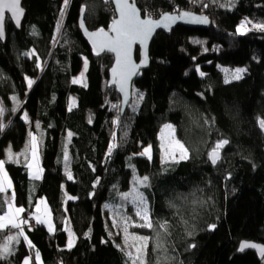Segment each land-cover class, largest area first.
Instances as JSON below:
<instances>
[{
	"label": "trees",
	"instance_id": "obj_1",
	"mask_svg": "<svg viewBox=\"0 0 264 264\" xmlns=\"http://www.w3.org/2000/svg\"><path fill=\"white\" fill-rule=\"evenodd\" d=\"M137 4L144 16L191 11L209 17L212 26L158 33L151 65L135 80L124 116L119 95L109 87L114 57L94 55L79 28L84 9L90 30L108 29L115 18L110 0H68L66 6L64 0H23L27 14L21 29L7 18V38L0 39V99L8 124L0 135V160L8 147H24L30 128L39 135L44 177L35 183L33 199L26 165L8 162L7 169L24 218L37 199L45 198L55 229L44 222L27 227L28 239L21 238L0 264H23L26 258L36 264L37 252L42 264H128L110 234L105 206L131 190L135 172L149 178L141 189L154 224L169 223L160 239L168 249L166 259L157 263L150 243L146 264H264L255 252L240 251L244 241L264 244V30L237 32L244 20L264 24V0ZM84 59L89 62L86 86L73 83ZM221 67L246 72L226 83ZM28 79L34 82L31 88ZM15 97L20 108L13 105ZM165 125H172L176 139L188 148L187 159L166 157ZM221 139L229 143L213 165L209 153ZM113 143L117 147L109 156ZM149 146L150 158L140 155ZM70 227L78 238L73 248L67 247ZM7 236L0 231L4 240Z\"/></svg>",
	"mask_w": 264,
	"mask_h": 264
},
{
	"label": "snow or ice",
	"instance_id": "obj_2",
	"mask_svg": "<svg viewBox=\"0 0 264 264\" xmlns=\"http://www.w3.org/2000/svg\"><path fill=\"white\" fill-rule=\"evenodd\" d=\"M65 6L68 3V0H64ZM21 0H0V38L3 37L4 35V19H5V10L9 11L11 13L12 18L15 20L16 24H20V18L23 15V8L20 7ZM117 4V10L119 12V19L113 22L111 31L115 33L114 36H108L107 33H104L103 30H100L99 34H102L106 37V39L102 42H100L98 45L94 42V47H97V55L100 54L102 51H111L116 53V63L119 68V72L117 73V69H113L114 74L119 75V83L121 90H125V86L128 82V80L131 78V75L136 71V65L132 63L131 60V50H132V45L133 43L139 42L142 45H145L146 47V42L148 38L150 37L151 33L156 27H159L161 25L167 27L169 22H175L177 19H184L185 17L190 16L191 14L188 12H183L179 16L167 14V13H162L161 14V20H152L151 17L147 19H141L139 10L136 8L134 0L132 3L129 2V0H116ZM207 7V5H204ZM63 18V12H61V22ZM194 20H199L200 22L207 23V17H193ZM252 23L251 21H246V22H241V25L238 27L237 32L240 33L241 35L245 34V31L250 30L246 28V24ZM81 25L83 26V22H81ZM61 26V23L58 22L57 25V31H59ZM253 28L259 29V30H264V24H253ZM92 36L98 35L97 33L91 34ZM199 43V41H196ZM146 63V53H145V60L143 61ZM87 68V61H85V70ZM197 71H199V68H197ZM225 72L228 70L225 69ZM246 69L243 68H237L235 72L232 74V79H240L241 78V73L245 72ZM201 76H204L205 73L200 72ZM81 76H83V73H81ZM74 83L77 81L74 80ZM225 82H229V80L226 78ZM33 81L29 80L28 81V86L31 87ZM140 98H143V94H139ZM15 99V98H14ZM74 103V102H73ZM117 107V106H113ZM5 109L0 106V115H3ZM25 119H27V114H25ZM118 124L119 122L116 121ZM260 126L261 128H264V120L260 121ZM5 125L0 123V131L3 130ZM36 127H39V124L36 125ZM165 129L170 130V133L173 137V143L176 146V149L180 153V159H187L188 158V148L185 147L183 143H181L179 140L175 139L174 133L175 129L172 127V125H165ZM72 133H68L69 139L72 137ZM30 136V145L29 150L31 151L32 154V162L28 163L26 166L29 169H32L34 167V163L38 161V156H37V147H38V141L36 136L32 135V133H29ZM113 140H115V135H113ZM229 142L226 139H221L219 140L215 147L212 149V151L209 153V158L213 164H215L219 159H220V150L227 145ZM117 145L115 143L111 144L109 146L108 150V155L110 156L112 153V150L115 149ZM150 151L151 148L150 146L148 148H145L140 155H148L150 158ZM7 155H8V161L18 163V159L14 156V154L11 151V147L7 150ZM19 155H25V153H20ZM167 155V153H166ZM173 159H175V156H172ZM64 160L66 162L65 164V171L67 174V177L69 180H71L72 174L68 170L67 167V162L69 161V156L68 153L65 151L64 153ZM5 160H0V193H5L7 192L8 189L12 188V182L8 177V173L5 169ZM42 172V169L38 167V163H35V171L32 173V176L34 179H40V173ZM148 177L144 176L142 179L137 178V182L144 184L147 186V181ZM129 194H124V199L128 198ZM69 200L75 199V197H68ZM136 199L139 201L140 204H144V197L142 193H137ZM15 192L13 191L11 194V199L7 202L8 203V211L0 216V230H5L8 228H13V229H21L20 235H24L23 230L21 226L23 224H27L28 220L27 219H21V214L25 212V209L23 207H16L15 206ZM41 203H44V201H41ZM37 211H39V208H37ZM138 216L141 217L142 220L145 221L144 224L139 225L140 227H147V228H155L158 227L159 229H162L164 233H167V230L169 228V223L167 220L160 222L156 221L155 224L151 217L148 214V209L145 207L141 211H138L136 213ZM37 223H43L45 221L41 220L40 216L35 217ZM49 223V230H52L50 221ZM210 228L214 229L215 225H210ZM125 232H127V229L125 228ZM159 234V233H158ZM191 234V233H190ZM25 240H27V236L24 237ZM135 240H140L143 241V244L141 246L137 247V253L140 254L147 248V241L148 237H138V236H133L132 237ZM12 239H15V237L9 236L8 240L11 241ZM74 243L73 239V234L70 232V239H69V244L68 247H72ZM29 246L31 247V241H28ZM162 245L158 244L157 247H161ZM193 247L195 245H192ZM245 248H259V251L261 252L262 255H264V247L258 246L254 243H249V242H242L240 245V250L243 251ZM9 253V247L7 244L3 246L2 249H0V258H4L6 254ZM129 257L132 256V254L129 252L127 253ZM36 258L39 260V253H36ZM140 259L141 264H144L143 260L141 259L140 255H138L134 260L133 264H135V260ZM24 264H30V258H26L24 260Z\"/></svg>",
	"mask_w": 264,
	"mask_h": 264
},
{
	"label": "rangeland",
	"instance_id": "obj_3",
	"mask_svg": "<svg viewBox=\"0 0 264 264\" xmlns=\"http://www.w3.org/2000/svg\"><path fill=\"white\" fill-rule=\"evenodd\" d=\"M246 21H249V20H244L242 22H246ZM253 24L254 23L246 24V28L250 29V30L245 31V33L249 32V31H262V30L253 28V26H252ZM240 25H241V23H240ZM85 61H87L86 70H85ZM237 68H243V67H237ZM237 68L221 67V71L223 72L224 81L226 80V78L229 80L228 83L236 81L237 79H232V74L235 72V70ZM88 69H89V62H88L87 59H84L82 70L80 71V73L77 76H75L73 78V81L76 80L77 82L76 83L73 82V83L86 86L87 83H88V76H87ZM225 69H227L228 71L225 72L224 71ZM243 69H245V68H243ZM245 72L241 73V78L244 77ZM81 73H83V76H81ZM29 80H31V79H28V81ZM31 81H33V80H31ZM32 85H33V83H32ZM32 85H31V87H32ZM71 102H72V107H75L77 105V99L75 97L71 98ZM20 103H21V100H20L19 97H15V99H13V105L15 107L17 105H20ZM0 106H2L4 109H6V106H5L4 101L2 99H0ZM6 114H7V109H6V111H4L3 115H0V123H2V124L4 123L5 118H6ZM23 117H24V120L27 123H31L30 122V118H29L28 115H27V119H25V115ZM29 133H32V135L34 134V136L37 134V133L35 134V132L33 131L32 128L29 129L28 138H27V140H29V141L26 142L27 144H26L25 148H27L30 145V139L31 138L29 136ZM174 136H175V133H174ZM36 138H37V136H36ZM175 139H176V137H175ZM161 140H162V142L164 144L165 151L167 153L166 157L169 160L180 159V153L176 149V146L173 143V137H172V135L170 133V130L165 129V127L162 130ZM67 145H69V142H67ZM6 152H7V150H6ZM173 155L175 156V159L172 158ZM68 156H69V154H68ZM35 163H38V161L35 162ZM38 165H40L43 168L42 156H41V163H39ZM6 171L8 173L9 179L13 183V180H12V178H11L9 172H8L7 166H6ZM34 171H35V168H34ZM43 171H44V168H43ZM137 178L142 179V177H140L135 172L134 175H133V181H132L131 190L129 192H127V194H129L127 199H124V197H123V198H121L119 200L118 203H114V202L113 203H108L105 206L106 217H107L109 231H110L111 236L116 241L118 247L121 248L125 252L126 255L129 252L132 254L131 257H129L127 255L128 264H133V260L138 255H140V257L143 260L144 264H146L147 249H148V245L150 243L152 244L153 255H154V258H155L156 262L159 261L160 258L161 259H163V258L166 259L167 255H168V249L165 247V244L160 241L161 235H163V233H164L163 230L159 229L158 227L147 228V227H140L139 226V225L144 224L145 221L142 220L141 217L138 216L136 213L138 211H141L145 207L147 209H149V204H148L147 198L144 195H143L144 201H145L144 204H140L139 201L136 199L137 193H142V194L144 193V192H142L143 190L141 189V186L143 184L138 183L137 182ZM45 202H46V204H48L47 201H45ZM47 206L48 205H46V207ZM128 206H132V207H130L131 211H129V212H127L125 210ZM41 213H43V215L45 213V210L42 207V204L39 206V211L36 210V215L38 216V214H41ZM148 213H149V210H148ZM125 228L127 229V232H125ZM18 231H20V230H18ZM70 232H71V234H73V239H74L73 246L70 247V248H73V247H75L78 244V238H77L74 230L70 227L67 230V235H68L67 247H68V244H69ZM133 236L148 237L149 238L148 241H147V248L145 250H143V252L140 253V254L137 253L136 249H137L138 246H141L143 244V241L135 240V239L132 238ZM158 244H160L162 246L161 247H157ZM39 260L41 261L40 257H39ZM39 260L36 259V264H40L41 263ZM23 264H24V262H23ZM30 264H35V262L31 258H30ZM135 264H141V260L140 259H136L135 260Z\"/></svg>",
	"mask_w": 264,
	"mask_h": 264
},
{
	"label": "water",
	"instance_id": "obj_4",
	"mask_svg": "<svg viewBox=\"0 0 264 264\" xmlns=\"http://www.w3.org/2000/svg\"><path fill=\"white\" fill-rule=\"evenodd\" d=\"M110 1L113 5L114 11H115V18L113 20V22H114V21L118 20L120 17H119V12L117 10L116 0H110ZM129 2L132 3L133 0H129ZM134 3H135L136 8L139 10L141 19L149 18L148 15H146V16L143 15L142 10L139 8V6L137 4V0H134ZM20 7H22L24 11H23V15L20 18V24L19 25L16 24L15 20L11 16V13L9 11L5 10V13H4V15H5L4 35L2 38H0L2 40V42H5L6 38H7L6 21H7L8 17H10V19L12 20V22L14 23V25L16 26L17 29H21V27L25 21L26 14H27V12L23 6V0H21ZM183 12H188L191 15L188 17H185L184 19H177L175 22H169L167 27H165L163 25L156 27L153 30V32L151 33L150 37L148 38V40L146 42V47H145V45H142L139 42L133 43L132 50H131V60H132V63L135 64L137 67H136V71L131 75V78L128 80V82L125 86V90L122 91L121 87H120V83H119V75L113 73L114 68L117 69V73L119 72V68H118L117 63H116V59H117L116 53L105 50V51L100 52L99 55H97L98 48L94 47V42L98 45L100 42L104 41L106 39V37L102 34H99L101 29L93 31L87 27L85 19H84L85 10L82 9L81 16L79 19V28H80V31L82 33L83 38L88 43L93 54L96 56H103L104 54H110L114 57V62H113L112 68H111L110 73H109V87L114 88L116 90L117 94L119 95L120 99H121V115L122 116H124L126 114L128 108H129V105L133 101V84H134L135 80L143 71H146L147 69H149V67L151 65L150 48H151V44H152L153 40L158 35V33L164 32L166 34H170L174 29H176L179 26L187 27L190 29H196V30H209L211 28L212 20L205 15H201V14L191 12V11H182L180 13H176V12L175 13L166 12V13L171 14V15H175V16H179ZM150 17L154 21L155 20H161V18H162L161 16H159L157 18L152 17V16H150ZM193 17H207L208 22L203 23V22H200L199 20H194ZM81 22H83V26L81 25ZM113 22L111 23V25L109 26L108 29H102L103 32L107 33L108 36H114L115 35V33H113L111 31ZM93 33H97L98 35L92 36L91 34H93ZM137 50H139V56H140L139 60L136 57ZM145 53H146V63L143 62L145 60ZM221 157H222V154L220 152V159H221ZM217 162L215 164H217ZM215 164H213V165H215ZM244 242L254 243L258 246L264 247V244H262V243H258V242H254V241H244ZM245 251H253L257 254L260 261L264 260V255L261 254V252L259 251V248H245L241 252H245Z\"/></svg>",
	"mask_w": 264,
	"mask_h": 264
},
{
	"label": "crops",
	"instance_id": "obj_5",
	"mask_svg": "<svg viewBox=\"0 0 264 264\" xmlns=\"http://www.w3.org/2000/svg\"><path fill=\"white\" fill-rule=\"evenodd\" d=\"M33 84H34V82H33ZM32 87H33V85H32ZM22 105V103L19 105V108H20V106ZM5 111H6V109H5ZM7 115V114H6ZM7 117L5 118V121H4V125H5V127L3 128V130L0 132V135L2 134V132L4 131V129L6 128V126H7ZM28 124H30V123H28ZM35 134H36V132H35ZM34 135V134H33ZM35 136H37V141H38V147H37V156H38V164L39 163H41V156H42V154H41V150H40V139H39V135L38 134H36ZM29 140H27V142H28ZM27 144V143H26ZM26 144L24 145V147L21 149V150H18V151H15L12 147H11V151H12V153L14 154V156L18 159V163H14V162H11V163H14V164H17V165H27L28 163H30V162H32L31 160H32V154H31V151L29 150V147H27V148H25V146H26ZM9 149V147L7 148V150ZM20 153H25V155H19ZM5 161H6V163H5V169H6V166H7V163L8 162H10V161H8V155H7V152H6V157H5V159H4ZM34 165H35V163H34ZM27 167V166H26ZM38 167L40 168V169H42V172L40 173V179H34L33 178V176H32V173L34 172V168H35V166L32 168V169H29L28 167V172H29V177L31 178V180L33 181V183H32V187H31V195H30V197H31V199H33L34 198V195H35V192H36V182H39V181H41L42 179H43V177H44V171H43V168L40 166V165H38ZM12 182V181H11ZM15 192V189H14V183H12V188H10V189H8L7 190V192H5V193H1L2 194V196H3V198H2V202H0V209L2 210V213L0 214V216H2V215H4L7 211H8V201L11 199V194H12V192ZM41 201H44V203H41ZM45 201H47V200H45L44 198H40V199H37V201H36V203H35V205H34V209H33V212H32V214H31V216H33L34 218L37 216L36 215V210H37V208H39V206L42 204V207L44 208V210H45V213H44V215H43V213H41V214H38V216H40L41 217V220H43V221H45L44 223H46L47 225H48V227H49V223H48V221H50V224H51V227H52V230H54L55 229V225H54V220H53V214H52V211H51V208H50V206H49V204H46V202ZM14 203H15V206L16 207H20V206H18V204L16 203V192H15V201H14ZM48 203V202H47ZM46 205H48L47 207H46ZM23 214L24 213H22L21 214V219H25L24 218V216H23ZM6 230V229H5ZM5 230H0V231H5ZM18 230H20L21 231V229H14V231L13 232H11L10 234H9V236H12V237H15V239H12L11 241H9L8 240V237L9 236H7V238H5V240H4V242H3V244L0 246V249H2L3 248V246L5 245V244H7L8 245V247H9V253L8 254H6V256H10L14 251H15V248L17 247V245L19 244V242H20V239L21 238H23V237H25V235H20L19 233H20V231H18ZM23 230V229H22ZM24 233V232H23ZM40 261V260H39ZM41 262V261H40ZM40 264H42V262L40 263Z\"/></svg>",
	"mask_w": 264,
	"mask_h": 264
},
{
	"label": "built area",
	"instance_id": "obj_6",
	"mask_svg": "<svg viewBox=\"0 0 264 264\" xmlns=\"http://www.w3.org/2000/svg\"><path fill=\"white\" fill-rule=\"evenodd\" d=\"M25 219H27L28 220V223L27 224H23L22 226H21V228L24 230V229H26L27 227H35V226H37V225H39L40 223H37L36 222V219L34 218V217H27V218H25ZM6 231H7V234H10L11 232H13L14 231V229L13 228H8V229H6ZM3 242H4V237H0V246L3 244Z\"/></svg>",
	"mask_w": 264,
	"mask_h": 264
}]
</instances>
